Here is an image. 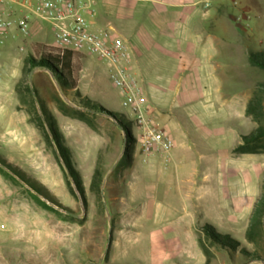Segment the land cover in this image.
<instances>
[{
	"label": "rangeland",
	"instance_id": "rangeland-1",
	"mask_svg": "<svg viewBox=\"0 0 264 264\" xmlns=\"http://www.w3.org/2000/svg\"><path fill=\"white\" fill-rule=\"evenodd\" d=\"M91 1L92 16L86 15L91 30H114L128 41L132 52L140 47L148 52L147 28L179 20L172 13L176 9L181 8V13L183 7L200 14L205 11L208 22L214 14L221 21L222 36H228L230 29L234 32V38L226 42L231 51H215L210 62L219 75L217 87L222 93H214L213 84L199 86L196 72H181L176 60L151 75L146 70L140 73L143 94L156 122L177 145L188 149L189 155L168 163L164 174L163 158L144 160L136 141L130 148L131 158L125 156L126 134L112 117L76 108L74 94L62 91L50 71L26 64L29 53L54 50L48 24L33 20L28 36L13 29L0 47V155L20 174L43 185L67 211L39 196L11 172L7 171L16 181L0 173V264H264V217L255 243L250 245L245 238L255 204L264 193V151L247 157L232 154L227 130L232 126L248 133L250 126L256 127L250 118L246 122L235 114L233 103L243 96L249 101L264 84V71L248 60L250 54L264 52V0H239L237 8L227 0ZM206 2L208 8H204ZM238 11L250 17L247 29L234 20ZM8 46L12 58L3 60L2 52ZM85 56L78 59L82 98L117 113L136 139L134 116L122 108V97L109 79L107 66L93 55ZM35 91L71 152L84 199L37 125L30 101L32 96L36 100ZM56 97L69 112H83L89 123L63 116ZM204 159H215L219 168L203 173L205 181L196 187L201 196L186 194L180 190L185 186L184 175H175V165L192 168ZM96 168L101 178L97 188H91ZM29 191L59 214L39 206ZM207 224L236 240L239 249L249 255L230 253L208 242L202 230Z\"/></svg>",
	"mask_w": 264,
	"mask_h": 264
},
{
	"label": "built area",
	"instance_id": "built-area-1",
	"mask_svg": "<svg viewBox=\"0 0 264 264\" xmlns=\"http://www.w3.org/2000/svg\"><path fill=\"white\" fill-rule=\"evenodd\" d=\"M227 1L234 8L238 7L239 0ZM93 4L91 0H0V47L13 29L28 36L33 20L48 24L53 32L52 49L71 51L84 57L93 55L107 66L109 79L122 97V108L134 116L138 128L136 142L144 160L165 156L174 142L156 122L153 110L147 105L131 47L112 29L91 30L86 15L92 16ZM208 7L206 2L204 8ZM249 18L240 11L234 15V20L243 29L250 26ZM168 168L165 160L164 174Z\"/></svg>",
	"mask_w": 264,
	"mask_h": 264
},
{
	"label": "trees",
	"instance_id": "trees-1",
	"mask_svg": "<svg viewBox=\"0 0 264 264\" xmlns=\"http://www.w3.org/2000/svg\"><path fill=\"white\" fill-rule=\"evenodd\" d=\"M35 53L36 54L29 53L26 58V64H28L32 68H42L50 71L62 91L68 90L74 94V103L76 105V108L91 112L94 116L104 114L112 117L116 121L117 126H119L126 134L127 149L125 150V156L130 159V152L132 151L130 148L131 145L135 143L136 139L133 138L127 126L119 119V115L107 110L100 104H97L88 98H82L79 92L77 75L80 69L78 66V59L84 58V56L71 51L59 52L56 50L45 52L43 50L40 51L39 49H37ZM248 60L252 66H256L264 71V52L260 54H250ZM260 87L255 92H253L250 100L247 102L245 107V116L254 121L256 123V127L248 134L240 136L241 141L239 144L233 147V149L231 150L232 154L259 155L263 153L262 151H264V84H262ZM27 91L28 94L31 95L30 88H27ZM35 94L36 100H34L32 96L30 97V101L31 107L36 113L37 125L42 128L47 144L53 145L55 147L61 166L65 170L67 177L71 179L72 183L75 185L77 192L84 199L82 183L78 172L73 166L71 152L69 148L63 143V138L58 130L55 118L53 117L47 106L40 100L36 91ZM18 98L22 99L20 94H18ZM55 103L58 111L63 116L80 120L86 124L89 123L83 112H80L79 110H71L72 112H69L65 103L61 100L60 97H56ZM36 104L38 105V112L36 110ZM28 114L30 113L28 112ZM0 166V173L4 177L16 181L8 173L11 172L12 174L19 177L31 190L35 191L39 196L45 198L48 202L63 209L64 211H67L66 208L58 203L55 196H53L43 185L38 183L31 176L20 174L18 170L13 165L8 163L2 155H0ZM100 178L101 174L99 168H96L92 176L91 188H97ZM70 189L73 192L71 187ZM28 193L32 197V199L43 209L59 214L58 211L54 210L45 202L41 201L37 195L32 194L30 191ZM263 217L264 193L262 194L260 200L255 204L252 219L245 231V238L250 245H253L256 238L261 236ZM202 230L203 235L211 244L230 253L239 251L242 255H249V253L245 250L239 249L240 244L236 240H233L229 235H221L217 233L213 226L208 224L204 225ZM200 248L205 255L208 254L207 249L201 242ZM253 258H255V256H253Z\"/></svg>",
	"mask_w": 264,
	"mask_h": 264
},
{
	"label": "crops",
	"instance_id": "crops-1",
	"mask_svg": "<svg viewBox=\"0 0 264 264\" xmlns=\"http://www.w3.org/2000/svg\"><path fill=\"white\" fill-rule=\"evenodd\" d=\"M182 9H184L183 13L179 12L181 8L172 12L175 16H178L179 20L161 21L158 23L157 27L151 25L147 28L150 31V42L147 43L149 45V51L143 52L140 47L136 48V50L132 52V54L134 53L133 61L135 64V70L139 77L140 73L144 72L145 70L151 75L154 69H157L160 66H168L171 64V62H173V60H176L179 62L181 72H185V70H194L196 72V78L199 80V86H211L213 84L212 86H214V93L221 95L222 91L217 87L218 81L220 80L219 75L217 72H215L210 62L214 58L215 51L219 52L221 49H229L226 48V42L227 40H232V38H234V32H232L230 29L228 36H222L221 32H219L221 29V21L220 19L215 20L217 18L214 14L210 15V17H212L214 20L208 22L205 20V11L204 13L202 11L200 14V12L191 8L186 9L183 7ZM190 13H192L193 18L189 16ZM207 25H209V27L212 29L210 33L206 32V28H208ZM188 26H193V30L191 28L189 29ZM214 31L217 32V36L214 35ZM172 46L179 51L174 50V53H172L170 49ZM218 46L220 48H217ZM11 48V46H8L2 52L1 57H4L3 60H9L12 58ZM2 65L3 64L0 59V69L2 68ZM248 99V96H243L241 100H237L233 103L235 114L239 115V117L242 116L246 122H248V120L245 116V107ZM160 119L161 118H159V120ZM250 127L251 130L249 129V132L253 130V127ZM227 130L231 135L232 140V146L228 149L230 151L235 145L240 143L241 135H246L249 133H242L243 131H240L237 127L232 126ZM246 130H248V127ZM171 138L174 142V146L169 151V153L165 156L157 155L152 158H163L164 162L167 160L168 164L172 161H177L179 158H182L181 160H183L184 156L189 155L188 149H185L183 145H177L175 139L173 137ZM239 156L247 157L249 155ZM207 168L208 170H216L219 168V162H217L215 159H204L202 164L192 168L175 165V175H184L185 186L180 190H184L186 194H195L197 196H201L203 193H200L196 187L200 183H204L205 177L203 176V173H205ZM180 182L183 183L182 180Z\"/></svg>",
	"mask_w": 264,
	"mask_h": 264
}]
</instances>
